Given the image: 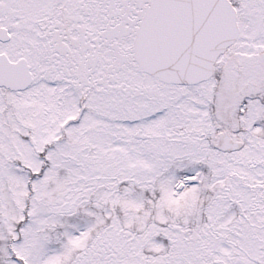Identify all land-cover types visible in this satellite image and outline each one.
<instances>
[{"label": "snow or ice", "instance_id": "6c2138e0", "mask_svg": "<svg viewBox=\"0 0 264 264\" xmlns=\"http://www.w3.org/2000/svg\"><path fill=\"white\" fill-rule=\"evenodd\" d=\"M0 264H264V0H0Z\"/></svg>", "mask_w": 264, "mask_h": 264}]
</instances>
